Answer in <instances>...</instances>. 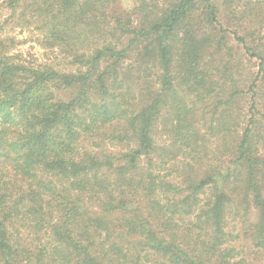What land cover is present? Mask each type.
Instances as JSON below:
<instances>
[{
	"label": "trees",
	"instance_id": "16d2710c",
	"mask_svg": "<svg viewBox=\"0 0 264 264\" xmlns=\"http://www.w3.org/2000/svg\"><path fill=\"white\" fill-rule=\"evenodd\" d=\"M0 264H264V0H0Z\"/></svg>",
	"mask_w": 264,
	"mask_h": 264
},
{
	"label": "rangeland",
	"instance_id": "374dc122",
	"mask_svg": "<svg viewBox=\"0 0 264 264\" xmlns=\"http://www.w3.org/2000/svg\"><path fill=\"white\" fill-rule=\"evenodd\" d=\"M13 37H17V41H22V43L13 47V52L22 54L23 61L29 64H44L49 63L52 59L51 52L43 50L39 45L34 42L33 36L27 32H21L20 28L11 32ZM210 192V191H209ZM230 226L232 227L235 222L230 221ZM230 227V228H231Z\"/></svg>",
	"mask_w": 264,
	"mask_h": 264
}]
</instances>
